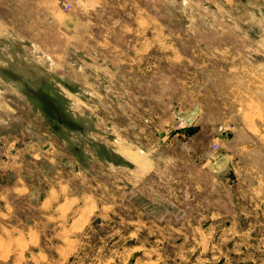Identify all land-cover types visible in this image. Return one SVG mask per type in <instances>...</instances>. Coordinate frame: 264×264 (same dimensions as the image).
<instances>
[{
    "label": "rangeland",
    "instance_id": "1",
    "mask_svg": "<svg viewBox=\"0 0 264 264\" xmlns=\"http://www.w3.org/2000/svg\"><path fill=\"white\" fill-rule=\"evenodd\" d=\"M60 2L0 0V264H264V0Z\"/></svg>",
    "mask_w": 264,
    "mask_h": 264
},
{
    "label": "crops",
    "instance_id": "2",
    "mask_svg": "<svg viewBox=\"0 0 264 264\" xmlns=\"http://www.w3.org/2000/svg\"><path fill=\"white\" fill-rule=\"evenodd\" d=\"M60 6L62 7L63 3H67L70 5V10L68 13L71 14H78V13H89L91 10L95 9L96 7H100L103 4L104 0H59ZM178 136H181V133H177ZM166 138V137H164ZM110 155L112 158L115 159L116 163L113 164L112 169H127L128 174L130 173V169L132 168V164L130 162V153H132V146L125 144V143H117L116 141H111L110 143ZM129 164V166H125ZM216 165L224 164L223 161H217ZM126 167V168H125ZM154 168L152 161L146 164V168L142 169V174L150 172ZM134 178H127L126 182L130 183L133 182Z\"/></svg>",
    "mask_w": 264,
    "mask_h": 264
},
{
    "label": "built area",
    "instance_id": "3",
    "mask_svg": "<svg viewBox=\"0 0 264 264\" xmlns=\"http://www.w3.org/2000/svg\"><path fill=\"white\" fill-rule=\"evenodd\" d=\"M62 7L64 9H68L69 8V5L68 4H63ZM219 130H223L222 128H219ZM224 131V130H223ZM218 149V145L216 143L213 144V150H217Z\"/></svg>",
    "mask_w": 264,
    "mask_h": 264
}]
</instances>
